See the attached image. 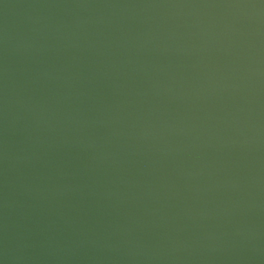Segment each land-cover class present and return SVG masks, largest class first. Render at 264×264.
Instances as JSON below:
<instances>
[{"label": "water", "instance_id": "water-1", "mask_svg": "<svg viewBox=\"0 0 264 264\" xmlns=\"http://www.w3.org/2000/svg\"><path fill=\"white\" fill-rule=\"evenodd\" d=\"M0 264H264V0H0Z\"/></svg>", "mask_w": 264, "mask_h": 264}]
</instances>
